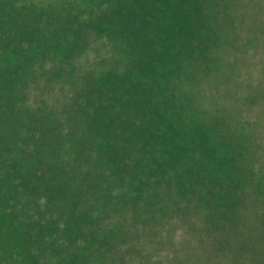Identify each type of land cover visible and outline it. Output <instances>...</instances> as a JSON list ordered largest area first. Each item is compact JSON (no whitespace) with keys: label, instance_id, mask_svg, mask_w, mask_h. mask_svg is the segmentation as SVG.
<instances>
[{"label":"trees","instance_id":"1","mask_svg":"<svg viewBox=\"0 0 264 264\" xmlns=\"http://www.w3.org/2000/svg\"><path fill=\"white\" fill-rule=\"evenodd\" d=\"M254 2L0 0V264H264Z\"/></svg>","mask_w":264,"mask_h":264},{"label":"rangeland","instance_id":"2","mask_svg":"<svg viewBox=\"0 0 264 264\" xmlns=\"http://www.w3.org/2000/svg\"><path fill=\"white\" fill-rule=\"evenodd\" d=\"M261 1H263V2H261ZM254 3L255 4H252V7L255 9V11H253L252 9L247 10V13L253 12L254 15L252 14V16L249 17L247 13L243 14L242 16L244 17V19H242V22L249 23L251 25L250 28L253 29V27H254L255 29H257L260 32L261 28L264 25V0H255ZM246 15H247V17H246ZM243 17H240V18H243ZM238 20H239V17H238ZM246 26H248V25L246 24ZM240 39H241V41L244 40V34L243 35L241 34ZM241 41L240 42L238 41V42L241 43ZM250 50L252 51V54H253V51H255V48H251ZM164 261H167V260L164 259Z\"/></svg>","mask_w":264,"mask_h":264}]
</instances>
